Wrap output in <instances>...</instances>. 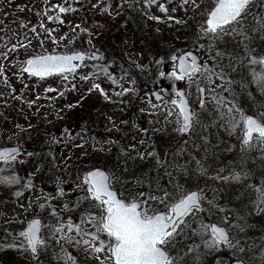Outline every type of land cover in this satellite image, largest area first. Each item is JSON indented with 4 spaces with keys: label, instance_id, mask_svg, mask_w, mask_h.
Instances as JSON below:
<instances>
[{
    "label": "rangeland",
    "instance_id": "1",
    "mask_svg": "<svg viewBox=\"0 0 264 264\" xmlns=\"http://www.w3.org/2000/svg\"><path fill=\"white\" fill-rule=\"evenodd\" d=\"M38 1L44 4V0H0V53H8L7 59L0 56V65L7 74L9 85L5 86L3 74H0V93H3L0 95V146H11L19 142L28 153H33L31 156H25L22 152L20 159L23 163L13 167L18 175L26 178L24 183L31 179L35 185L33 189H24L21 185H0V264H66L56 258L60 245H57L54 239L51 240V245L55 246L56 251L49 247L47 250H41L38 256H34L27 248H6L4 244L11 243L12 235L21 230L20 219L27 220L35 214H40L45 224H56L57 218L51 215L49 210L37 206L36 197H41L39 203H43L42 193H50L53 197L51 205L61 209L60 215L64 217L63 205L71 206L77 197L84 195L72 189L81 182V174L94 166L110 171L115 178V188L125 196L142 190H146L150 195L161 196L162 199L164 190L173 196H179L187 190L186 186L189 180H192L190 189H201L205 196V207L211 210L210 214L204 217L205 220L223 223L225 213L219 209L226 208L224 204L229 201L235 203L238 198L230 199V194L244 188L245 183L251 184L252 178L248 164L231 156L239 152L245 156L249 153L264 155V145H256L255 142L252 147L242 145L240 130L230 135L225 143L218 144L223 140L222 133L225 131L227 135L229 130L218 119L219 110L212 97L228 96L229 100H234L246 114L260 115L264 114V91L253 82L251 66L246 61L237 62V57L242 55V48L236 42L238 38L224 36L213 41L202 36L200 25L205 18V9L213 0H196L200 8L195 9L189 5L187 12L179 0H172L168 5V13L161 12L155 5L149 8L143 0H102V3H111L110 11H101L97 0H85L89 16L77 21L70 19V27L77 29L71 37L57 44L58 50H89L91 40V45L102 53L103 58L98 61H85L89 67L78 69L75 81L70 78L67 83L59 76L40 80L27 73L16 75L21 71L22 62L32 55V27L37 26L39 18L41 23H47V15H60L56 11L36 18L35 5ZM57 2L63 0H51L48 3L50 5ZM159 2L166 3L167 0ZM94 5L97 6L93 7ZM135 7L139 14L132 16L138 23L137 27L127 18V12L129 14ZM173 7L177 8L176 12L171 11ZM257 12L264 13L261 0H255L249 14L250 21L252 15ZM154 16H160L161 20L153 19ZM168 16H174L183 22L168 20ZM22 24H27V27ZM253 35L251 48L255 50L254 54L264 55V34ZM28 41L31 42L30 45ZM197 42L206 47L195 46ZM17 43L23 44L24 47L10 51L12 45ZM177 50H191L197 53L202 61L214 64L217 71L223 69L231 78V84L225 83L221 89L217 87L221 84L219 78H214V83H210L200 74L192 78L190 86L187 81L174 84L167 76L159 77L161 70L166 73L172 71L174 62L169 57ZM160 58H163L162 64L157 63ZM122 61L129 66L126 67ZM93 63L109 64L110 70L117 77L122 75L123 69L128 74L124 77L122 86L134 88L135 91L117 97L113 88L119 91L120 87L112 85L107 78L100 77L95 82L100 83L112 99H106L95 90L88 93L86 89L90 87L91 81H82L79 75L91 71L90 66ZM134 69L138 70L143 79L138 78ZM133 80L135 84L131 83ZM73 82L76 84L75 90L69 87ZM49 87L64 94L59 95L57 91L46 92L45 89ZM174 87L185 88L195 113L192 129L186 133L188 138L192 139L197 132L206 129L200 128L210 124L205 122L207 114L210 113L215 114L212 124L215 123L218 129L211 141L203 139L195 141L192 145L189 142L184 153L175 151L172 157L166 160L169 148L167 139L173 137L176 140L182 133L177 130L179 125L175 123L174 118L167 116L163 108L159 112H153L146 101L151 97L153 103L160 104L151 96L152 90L157 89L166 95L165 105L171 107L168 99L170 95L174 98ZM198 87H203L206 91L200 93L197 91ZM12 88L16 89L14 93ZM164 89H168V92H164ZM21 96L23 99L19 98ZM201 99L205 101L203 107ZM28 101L35 103L29 106ZM173 111L175 112V109ZM125 121L127 123H124ZM140 128H148V134L145 135ZM52 137H56L58 142L53 143ZM109 140L119 143H108ZM140 140H145L146 143L140 145ZM133 143L140 152L146 153L154 149L156 155L140 158L135 150L128 148ZM3 167V162H0V168ZM233 171L241 173L239 181L216 179L217 175L228 177ZM244 172L249 174L243 175ZM136 178H139V182ZM253 183L264 187V182ZM58 184L65 189L63 197L57 194ZM176 184L182 185L180 192L174 190ZM223 188L226 189L225 192ZM17 189L22 195H16ZM227 189L231 191L227 193ZM249 198L251 200L247 204L231 211L228 229L234 247L226 245L209 250L201 244V250L194 249L189 252L188 248L196 238L180 235L171 246L176 257L175 264H229L237 259L246 260L247 264H264V211L258 210L254 189ZM21 205L24 206L23 209ZM259 209H264V203L259 205ZM74 218L79 222L78 214H74ZM195 226L194 224L193 227ZM60 243L62 245L63 241ZM196 243L200 241L196 239ZM64 246L76 258L78 264H96L92 256L71 245Z\"/></svg>",
    "mask_w": 264,
    "mask_h": 264
},
{
    "label": "snow or ice",
    "instance_id": "2",
    "mask_svg": "<svg viewBox=\"0 0 264 264\" xmlns=\"http://www.w3.org/2000/svg\"><path fill=\"white\" fill-rule=\"evenodd\" d=\"M171 2L172 0H167L166 3L159 2V0H143V3L149 8L155 5L163 13L170 11L168 5ZM179 3L185 12H187L189 5L195 9L200 8V4L196 0H179ZM261 3L264 4V0H261ZM97 4L101 5V11H110L112 7L111 3H102V0H97ZM254 5L255 0H213L205 9V18L200 25V31L204 38L213 41L224 36L238 38L236 42L242 48V55L237 57V62L244 63L246 61L251 66L250 71L253 82L261 91H264V55H255V50L251 48L254 39L253 34H264V13L257 12L253 14L250 21L249 14ZM75 10L68 3V0L50 5L48 0H45L43 14H47L49 11H58V13L63 14ZM171 11L176 12L177 8L173 7ZM153 19L161 20V17L154 16ZM167 19L177 20L174 16H168ZM47 20L63 22L62 16L59 14L47 15ZM177 22L182 23L183 21L177 20ZM22 26L27 27V24H22ZM40 27L44 28L43 23L40 24ZM31 31L35 32V26L32 27ZM46 31L51 33L54 30L48 28ZM81 31L88 30L81 29ZM36 34L39 35V33ZM49 39L57 44L59 43L55 36H51ZM28 43L30 45L31 42L28 41ZM89 46V50L66 49L29 55L22 62L21 71L16 75L20 76L27 73L40 80L59 76L65 83L70 78L75 81L78 69L89 67L85 61H97L103 58L102 53H99L91 45V40H89ZM195 46L206 47L198 42ZM23 47L24 45L20 43L13 44L10 51ZM208 50H211L210 47ZM0 56L7 59L8 53H0ZM169 59L174 62L172 71L166 73L161 70L158 75L161 78L167 76L174 84L175 82L187 81L190 86L192 78L197 74L203 75L210 83H214V78H219L221 84L217 87L221 89L224 88L225 83L231 84V78L227 76L223 69L217 71L214 64H209L206 60L201 61L200 56L191 50H177L176 53L170 55ZM157 63L162 64L163 58H160ZM90 67L91 71L87 74L79 75L80 80L91 81L90 87L86 89L88 93L95 90L100 92L106 99H112L108 91L100 83L95 82L100 77H105L112 85L120 87L119 91H116L115 87L113 88V92L117 97L135 91L134 88L122 86V81L128 74L123 69H121L122 75L117 77L110 70L111 66L107 63H93ZM0 74H3L5 86L8 87V77L4 73L2 65H0ZM131 83L135 84V81L133 80ZM69 87L75 90L76 84L74 82L70 83ZM11 91L14 93L16 89L12 88ZM45 91H57L59 95L64 94L58 89L50 87ZM197 91L204 93L206 90L203 87H198ZM164 92H168V89H164ZM229 94H231L230 89ZM0 95H3V93H0ZM152 95L160 104L153 103L152 98L149 97L146 102L150 105L151 111L159 112L163 108L167 112V116L173 117L175 123L179 125L178 131L181 133L191 131L195 113L183 88L174 87V98L170 95L168 99V104L171 107L165 105V97L161 92ZM19 98L23 99V96ZM212 98L219 110L218 119L227 126L229 131L236 132L240 130L242 132V145L252 147L254 142L256 145H264V114H246L234 100H229L228 96L213 95ZM34 103L35 101H28L29 106ZM200 103L203 107L204 99H201ZM69 107H72V105H69ZM173 109H175V112ZM141 111H144V109H141ZM113 126L115 127V122H113ZM17 127L20 126L17 125ZM140 131L147 135L149 129L140 128ZM67 135L70 136L71 133H67ZM52 142L57 143V138L52 137ZM107 142L119 143V141L112 140ZM138 143L144 145L146 141L140 140ZM128 148L135 150L140 158H144L145 155H156L154 149L146 153L140 152L135 143L130 144ZM122 151L126 150L122 149ZM22 152L25 156L33 155V153H28L23 149L19 142L15 146H0V162H3L5 166L0 168V185H21L24 189L35 187L31 179H27V182L24 183L23 181L26 178L18 175L17 170L13 167L15 164L23 163L20 159ZM248 174L247 172L243 173V175ZM114 179L110 171L99 166L85 170L80 176L81 182L72 189V191L78 190L84 195L77 197L71 206L69 204L63 205L64 217L60 215L61 209L51 205L52 195L42 193L44 202L39 203L41 197H36L37 206L49 210L51 215L57 218L56 224H45L40 214H35L27 220L20 219L21 230L12 235L11 243H5L4 246L16 249L27 248L34 256H38L41 250H47L49 247H53L56 251L55 246L51 245V240L54 239L56 244L60 245L58 251H56V258L65 261L66 264H78V262L64 245H71L73 248L83 251L86 255L92 256L96 260V264H175L176 257L173 255L171 246L176 237L180 235H190V237L200 241V243H196V239H193L192 245L188 248L189 252L194 249L199 250L201 244L209 250L223 245L234 247L231 244L228 231L231 210L227 208L219 209L225 213L223 223L207 222L204 217L209 215L211 210L205 207V196L201 189H187L179 196H173L172 193L164 190L162 193L163 199L161 196L150 195L147 191L133 192L125 196L123 192H118L115 188ZM216 179L239 181L241 173L233 171L228 177L217 175ZM251 187L256 192L258 210L264 211V209H259V205L264 203V187L258 185H251ZM181 188L182 185L180 184L174 186L176 192H180ZM56 191L61 197L65 195V189L59 184ZM16 195H22L19 189H17ZM149 201L152 203L150 204ZM29 203H31V200H29ZM153 204L158 206L153 207ZM23 207L21 205L22 209ZM74 214H78L79 222H76ZM194 224L195 227H193ZM45 230H47V235H45ZM61 241H63L62 245ZM235 264H247V261L237 259Z\"/></svg>",
    "mask_w": 264,
    "mask_h": 264
},
{
    "label": "trees",
    "instance_id": "3",
    "mask_svg": "<svg viewBox=\"0 0 264 264\" xmlns=\"http://www.w3.org/2000/svg\"><path fill=\"white\" fill-rule=\"evenodd\" d=\"M48 2H51V0H48ZM43 3L44 4H41L38 1L37 4L35 5L37 6L36 8L37 11L35 12L36 18L44 15L43 9L45 7L44 6L45 0L43 1ZM68 3H70L76 10L74 12H70V14L69 13L65 15L60 14L62 16L63 22L56 20L49 21L47 23H43L44 28H41L40 27L41 18H39L40 19L38 21L39 23L35 27V32H33V44L30 52L31 54L42 53L44 51H50V52L57 51L58 50L57 43L53 42L51 39H49V37L55 36L57 40H59V42L68 39L74 34L73 31L77 29L70 27V19L77 21L89 16L85 0H68ZM55 12L56 11H49V13L52 14ZM135 13L139 14V10L136 7L133 11L129 12V14L127 12L128 15L127 18L133 21L134 26L137 27L138 23L136 22L135 17L132 16ZM48 28H51L54 31L49 33L46 31V29ZM36 33H39V35H37ZM65 34H67V36H65ZM102 36H104V31L102 32ZM61 37H63V39H61ZM123 63L126 67L129 66L128 63L125 62ZM133 71L138 76V78L143 79L142 75L138 72V70L134 69ZM207 115L208 116H206L205 118L207 120H205V122L206 123L210 122V124L208 123L205 126L201 127L200 129L202 128H206V129L197 132L195 136L192 137V139L188 138V135L186 133H182V135L176 140H174L173 137H169L167 139V144L169 145V148L167 149L166 152V157H165L166 160L170 159L172 157V153H174L175 151H180L181 153H184V151L187 149L189 145V142H191L190 145H192L193 143H195V141H203V139H208L209 141H211L214 138V136L216 135V131L218 129L215 123L212 124V122L215 120V114L210 113ZM233 133L234 132L228 131L226 135V132L224 131L221 136L223 140H220L218 144L225 143L226 140H228L230 135H232ZM231 157L239 159L241 161H245L248 164V168L250 169L252 175L251 184L245 183L244 188L238 190L239 192L236 191L235 194L234 192L230 194V199L238 198L237 201L235 203L229 201V203L227 202L224 204V206L226 208H229L231 211L232 210L236 211L238 207L241 208L242 205L247 204L251 200L249 197L252 195L253 188L251 187V185H254L253 182L254 181H256V183L264 182V155L263 154L258 155L257 153L255 154L249 153L245 156V154L239 152L237 154L232 155ZM187 172H189V170ZM139 177H141V175ZM136 179H137L136 181H139V178ZM189 181L190 182H188L186 189H190V185L193 183L192 180ZM165 183L168 184L167 181H165ZM227 190H228L227 193L231 191L229 189ZM223 191L225 192L226 189L224 190L223 188ZM240 193H242V195H240ZM262 223H264V218L262 219Z\"/></svg>",
    "mask_w": 264,
    "mask_h": 264
},
{
    "label": "water",
    "instance_id": "4",
    "mask_svg": "<svg viewBox=\"0 0 264 264\" xmlns=\"http://www.w3.org/2000/svg\"><path fill=\"white\" fill-rule=\"evenodd\" d=\"M195 53V52H194ZM98 61V60H97ZM184 90H185V88H183ZM156 92H158L157 90H155V91H153L152 92V94L153 93H156ZM164 97H165V95L164 94H162ZM153 96V95H152ZM153 98L155 99V97L153 96ZM156 100V99H155ZM189 100V99H188ZM157 101V100H156ZM157 102H159V101H157ZM190 103V102H189ZM190 106H191V104H190ZM191 108H192V106H191ZM11 146H15V145H11ZM101 168H103V167H101ZM105 169V168H104ZM106 170V169H105ZM119 192V191H118ZM229 231V230H228ZM230 233V232H229ZM230 239H231V234H230ZM235 261L236 260H234V261H232L230 264H235Z\"/></svg>",
    "mask_w": 264,
    "mask_h": 264
}]
</instances>
